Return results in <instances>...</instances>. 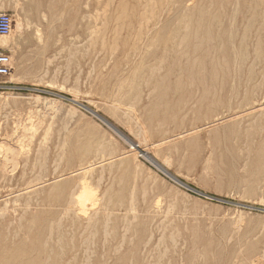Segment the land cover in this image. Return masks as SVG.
I'll return each mask as SVG.
<instances>
[{
  "label": "rangeland",
  "instance_id": "rangeland-1",
  "mask_svg": "<svg viewBox=\"0 0 264 264\" xmlns=\"http://www.w3.org/2000/svg\"><path fill=\"white\" fill-rule=\"evenodd\" d=\"M48 4L54 5L52 12L56 14V18L53 20L50 19L51 11L47 8ZM205 5L206 7H204ZM0 12L11 16L10 36L12 38H8L14 43L13 48L5 49L11 56L10 75L1 78L0 81L20 87L18 90L0 91L1 95H12L10 101L0 104V135L13 133L12 124L17 123L16 133L12 135L13 139L11 140L13 146L17 145V139L23 138L21 127L30 124L27 120L30 117L35 124L39 122L40 125L36 127L33 138L24 141L30 143L31 156L36 154L46 156L43 161L45 166L32 167L31 164L24 180L28 178L27 181L30 182L34 177L39 180L33 182L52 179L58 174L69 173L91 163V161L94 163L109 157V155L115 156L130 150L126 142L112 133L88 110L82 108L80 106L82 104L96 109L99 115L106 117L135 141L133 133L130 132L131 129H135V124L133 121L128 122L134 115L138 117L139 123L145 126L149 141L172 136L174 133L176 135L194 127H204L198 135L191 137L187 142H185L186 140L180 141L182 145L180 153L172 154V161L167 169L169 168L168 171L182 182L199 190V193L205 194L204 196L192 192L174 182L139 153L135 155L136 160L135 158L128 159L123 166L117 164L111 168L98 169L88 178H91L88 181L92 187L95 186L97 189L99 205L97 204L98 206L95 205V207L101 208V212L90 222L91 224L86 222L89 214L93 216L91 213L88 212L87 217L84 216L81 220H76L72 213L61 208L65 207V198L68 191L70 192L69 189L75 186L72 180H68L72 183H69L70 187L66 188L64 194L61 193V199L50 186L31 195L29 214L34 216L33 225L25 223L24 218L21 217L23 210L20 207L15 212L11 210L7 213L8 217L6 214L0 215V264H23V262L28 264V261L31 264L33 260L35 264L47 262L48 264H82L85 261L88 262L89 258V264H166L168 260L170 261L167 264H264V109L236 120L217 123L210 130L206 129L215 119L242 111L252 104L264 102L261 100L264 98V0H240V2L239 0H0ZM150 12L153 16L149 15ZM41 13H44L45 19L42 18ZM179 17L181 18L178 20ZM192 19L193 21H191ZM224 21L226 22L224 23ZM50 22L54 27L59 28L54 32L55 36L52 37L54 42L43 53L41 46L47 40V26ZM67 22H69V29H67ZM166 23L169 27L166 26ZM37 27L39 30L36 29ZM203 28L205 31L202 30ZM206 28H210V34L208 33L211 35L210 40L207 38ZM228 29L233 30V47L231 44L228 45L227 41L225 42ZM170 31L171 38L168 37ZM214 31L220 33L215 35ZM177 35L180 37L179 39H176ZM186 35L188 36L185 37ZM255 35L256 38H254ZM213 37L214 39H212ZM39 39H41L40 42ZM167 41H170L169 44ZM215 41H218L217 45H215ZM241 41L242 43H240ZM223 43L226 44L223 45ZM101 44L103 47L100 46ZM239 44L243 45L240 47ZM210 46H213V49L217 46L221 49L223 46V50H220L221 52L217 48L211 50ZM164 47L166 48L163 52ZM174 49L177 51L174 52ZM217 51L220 53H216ZM168 52L171 54L174 52V54L171 55ZM202 53L205 54V60L203 59V63H201L203 65L194 66L191 58L196 57V60L201 61L198 57ZM209 53L213 55H209ZM217 54L221 56L218 57ZM162 55H165L166 58ZM252 57H255L256 60ZM218 59V62L215 61ZM187 60H190V63ZM252 60L255 67L253 62L251 64ZM208 62L210 66H208ZM215 62L222 64L221 67ZM230 63L231 68L228 71L227 66H230ZM235 68L236 71H239L238 77L234 74ZM210 73L212 74L210 75ZM249 77L252 79L250 80ZM222 84L224 85L222 86ZM218 86L219 88H217ZM37 96L40 99L34 100ZM74 97L80 104L70 101ZM105 100H110V104L115 105V108L108 110L104 105ZM227 101L228 103H226ZM180 112H183L182 115ZM49 122L51 123L49 124ZM158 123L165 124V132L154 133L152 136L150 131ZM223 128H225L224 131ZM47 130L48 132H46ZM44 131L46 135H44ZM22 138L19 140L22 141ZM229 142L231 143L229 144ZM185 144L189 145L187 149H185ZM97 150L98 153H96ZM85 151H89V153L79 159L78 155ZM18 157V163L15 166L9 163L6 174L3 173L0 176L1 196L24 187L23 180H18L23 171L24 160L22 156ZM156 157L161 161L160 156ZM69 161L70 165H68ZM172 172H176V174ZM99 175H101L100 180L98 179ZM113 178L114 180H111ZM104 190H106V195ZM130 191L134 198V203L131 205L128 204ZM100 194L104 195L102 200ZM23 200L25 199L20 198L17 204H22ZM7 205L12 206V202ZM43 205L45 208H42ZM0 206H3L2 202H0ZM156 206L159 208L157 209ZM166 208L168 211L165 212ZM130 210H134V212L129 213ZM108 211L110 216H108ZM164 212L168 215L162 219L165 216ZM237 217L239 218L237 219ZM159 220L162 221L159 223ZM105 221H109V223H105ZM55 222H61L60 226L58 227ZM104 224H107L108 227ZM120 226L122 227L120 228ZM83 227L89 228V230H85ZM124 228L126 230H123ZM158 228L161 230L158 231ZM206 230L207 233L204 234ZM103 231H106L105 236H103ZM223 231L224 238L221 237ZM92 232L94 233L92 234ZM124 234L126 235L124 236ZM241 234L246 238L243 240L244 237L239 238ZM78 235L80 236L78 237ZM160 235L162 236L159 238ZM225 235L227 236L225 237ZM10 236H12V240ZM145 236L148 237L147 242H144L146 241ZM105 237L107 238L105 239ZM121 238L123 242L120 240ZM156 239L159 240L158 243H155ZM36 240L43 241L42 245L45 240L44 247L41 248V244L36 243ZM83 241L85 242L83 243ZM216 241L219 245L216 244ZM98 243L103 246L101 247ZM85 244L88 245L85 246ZM216 245L220 248L219 251L223 247L221 252L218 251ZM143 246H145L144 251ZM231 247H234L235 250ZM44 248L48 250L45 249L44 252L42 250ZM86 248L87 251L90 250L86 253L87 255L84 253ZM39 249L40 251H38ZM112 250L113 252H110ZM148 251V256L151 254L152 257L145 256ZM171 251L177 253L173 255ZM217 251L221 257H218L219 254L216 255ZM27 253L28 257H26ZM261 253H263L262 256ZM101 254L103 258L100 257ZM23 255L26 258H23ZM89 255L91 257L84 260L85 256ZM159 255L160 258L162 257L161 259L158 258ZM43 256H45L44 258L47 256V258L44 259ZM225 257L227 260L224 259ZM9 258L10 260H8ZM87 262L84 264H88Z\"/></svg>",
  "mask_w": 264,
  "mask_h": 264
},
{
  "label": "bare ground",
  "instance_id": "bare-ground-1",
  "mask_svg": "<svg viewBox=\"0 0 264 264\" xmlns=\"http://www.w3.org/2000/svg\"><path fill=\"white\" fill-rule=\"evenodd\" d=\"M56 1H58V0H56ZM152 1V0H151ZM167 1V0H166ZM170 1V0H169ZM192 1H194V0H192ZM217 1V0H216ZM51 2V1H50ZM190 2V1H189ZM239 2H240V0H239ZM59 3V2H58ZM180 3V2H179ZM178 3V4H179ZM193 3V2H192ZM196 3V2H195ZM206 3V2H205ZM217 3V2H216ZM215 3V4H216ZM238 3V2H237ZM241 3H244V2H242L241 1ZM2 4V3H1ZM17 4V3H16ZM19 4V3H18ZM57 5V4H56ZM161 5V4H160ZM188 5H190V4H188ZM187 5V6H188ZM23 6V5H22ZM54 6V5H53ZM52 5H47V8H48V10L49 11H51L50 13V19L51 20H53V19H55L56 17V14L55 13H53L52 12V10L54 9V7H53ZM86 6H87V4H86ZM105 6V5H104ZM149 6V5H148ZM185 6V5H184ZM214 6H216V5H214ZM7 7V6H6ZM96 7V6H95ZM162 7V6H161ZM204 7H206V5L204 6ZM223 7V6H222ZM84 8H86V7H84ZM195 8H196V5H195ZM214 8V7H213ZM35 9V8H34ZM103 9V8H102ZM101 9V10H102ZM105 9V8H104ZM186 9H188V8H186ZM211 9H212V7H211ZM216 9V8H215ZM15 10V9H14ZM154 10V9H153ZM213 10V9H212ZM211 10V11H212ZM17 11V10H16ZM144 11H145V13L147 12L146 10H145V8H144ZM151 11V10H150ZM169 11L171 12V10L169 9ZM189 11V10H188ZM95 12V11H94ZM102 12V11H101ZM143 12V11H142ZM142 12H141V14H142ZM152 12V11H151ZM151 12H150V14L149 15H152L151 14ZM163 12H164V10H163ZM185 11H184V9H183V13H184ZM18 13V12H17ZM99 13V12H98ZM97 13V14H98ZM127 13V12H126ZM153 13V12H152ZM178 13V12H177ZM44 14V13H43ZM42 13H41V15H42V18L43 19H45L43 16ZM182 14V13H181ZM209 14V13H208ZM103 15H105V13H103ZM103 15H102V17H103ZM184 15V14H183ZM183 15H182V18H183ZM187 15V14H186ZM193 15H195L194 14V12H193ZM214 15H215V13H214ZM229 15V14H228ZM16 16H17V14H16ZM123 16V15H122ZM121 16V17H122ZM142 16H143V14H142ZM153 16V15H152ZM210 16V15H209ZM217 16V15H216ZM11 17V16H10ZM82 17V16H81ZM195 17H196V15H195ZM208 17V16H207ZM207 17H206V20H207ZM104 18V17H103ZM170 18V17H169ZM172 18V17H171ZM181 17H179L178 18V20L180 19ZM194 18V17H193ZM213 18H214V16H213ZM228 18V17H227ZM234 18V17H233ZM125 19V18H124ZM142 19V18H141ZM208 19H210V18H208ZM226 19V18H225ZM160 20V19H159ZM166 20V19H165ZM171 20V19H170ZM170 20H169V22H170ZM186 20V19H185ZM188 20V19H187ZM190 20V19H189ZM188 20V21H189ZM143 21V20H142ZM149 21V20H148ZM164 21V20H163ZM163 21H161V22H163ZM188 21H186L187 23H188ZM191 21H193V19L191 20ZM210 21V20H209ZM227 21V20H226ZM226 21H224V23L226 22ZM234 21H235V19H234ZM263 21V20H262ZM96 22V21H95ZM94 22V23H95ZM177 22V21H176ZM228 22V21H227ZM233 22V21H232ZM102 23V22H101ZM118 23V22H117ZM193 23V22H192ZM206 23H207V21H206ZM206 23H204V24H206ZM223 23V24H224ZM68 24H69V22H67V29H69V27L70 26H68ZM167 24V23H166ZM165 24V25H166ZM190 24V23H189ZM33 25V24H32ZM164 25V26H165ZM34 26V25H33ZM166 26H168V24L166 25ZM176 26V25H175ZM185 26V25H184ZM203 26V25H202ZM211 27H212V24L210 25ZM223 26V25H222ZM26 27H28L27 25H26ZM25 27V28H26ZM169 27V26H168ZM195 27V26H194ZM205 27V26H204ZM210 27V28H211ZM216 27V26H215ZM223 27H225V26H223ZM57 28H59V27H54V25L50 22L49 24H48V26H47V40H46V42H45V44L44 45H42L41 47H42V49H41V52H43L44 53V51L49 47V45H51V43H53L54 41L52 40V37L53 36H55V33L54 32H56V30H57ZM207 28H208V26H207ZM206 28V34L208 35V40H210L211 39V35H209L210 33V31H209V29H207ZM218 28V27H217ZM28 29V28H27ZM36 29H38L39 30V28L37 27ZM168 29V28H167ZM212 30H213V27L211 28ZM238 29V28H237ZM259 29V28H258ZM37 30V31H38ZM92 30V29H91ZM171 30V29H170ZM177 30V29H176ZM185 30V29H184ZM202 30H204L205 31V29L203 28ZM229 30V32H226V40H225V42L227 41L228 42V45L229 44H231L232 45V47H233V36H232V32H233V30L232 29H228ZM260 30V29H259ZM147 31V30H146ZM180 31V30H179ZM262 31H263V28H262ZM39 32V31H38ZM93 32V31H92ZM161 32H162V30H161ZM165 32V31H164ZM215 32V35H217V34H219V33H216L217 31H214ZM264 32V31H263ZM32 33V32H31ZM36 33V32H35ZM170 33H171V31H170ZM169 33V36L168 37H170V35H172V33L170 34ZM178 33V32H177ZM180 33H182V32H180ZM191 33H192V31H191ZM195 33V32H194ZM201 33H202V31H201ZM209 33V34H208ZM237 33V32H236ZM183 34V33H182ZM181 34V35H182ZM203 34H205V33H203ZM203 34H202V36H203ZM244 34V33H243ZM39 35H40V33H39ZM92 35H94L93 33H92ZM192 35V34H191ZM237 35V34H236ZM41 36V35H40ZM188 35H186L185 37H187ZM194 36H195V34H194ZM201 36V38H203ZM8 37H11L10 36V33L8 34V35H4V36H0V49H2V50H5V49H8V48H13V46H14V43L11 41V40H9V38ZM37 37V36H36ZM75 37V36H74ZM242 37V36H241ZM263 37V36H262ZM12 38V37H11ZM38 38H40V37H38ZM38 38H37V40H38ZM45 38V37H44ZM77 38V37H76ZM89 38V37H88ZM91 38V37H90ZM96 38V37H95ZM104 38V37H103ZM171 38V37H170ZM179 39L180 37H178V35H177V37H176V39ZM244 38V37H243ZM254 38H256V35H255V37ZM65 39V38H64ZM176 39H175V41H176ZM183 39V38H182ZM199 40H201L200 38H198ZM212 39H214V37L212 38ZM221 39V38H220ZM219 39V40H220ZM259 39V38H258ZM40 40L41 39H39V42H40ZM204 40V39H203ZM215 40H216V38H215ZM218 40V41H219ZM103 41V40H102ZM101 41V42H102ZM112 41V40H111ZM110 41V42H111ZM175 41H174V43H175ZM184 42H185V40H183ZM194 41H196V40H194ZM194 41H192V42H194ZM217 41V42H218ZM223 41V40H222ZM242 41H245V40H242ZM242 41L240 42V43H242ZM84 42V41H83ZM157 42V41H156ZM168 42H170V41H167V43ZM184 42H183V44H184ZM198 42H200V41H198ZM197 42V43H198ZM202 42V41H201ZM216 42V41H215ZM217 42L215 43V45H217ZM178 43V42H177ZM191 43V42H190ZM197 43H195V44H197ZM203 43H204V41H203ZM244 43V42H243ZM263 43V42H262ZM169 44V43H168ZM193 44V43H192ZM226 44V43H225ZM224 43H223V45H225ZM210 45H211V43H210ZM215 45H214V47H215ZM241 45H243V44H241ZM241 45L239 44V46L241 47ZM263 45V44H262ZM262 45H261V47H262ZM100 46H102L103 47V44H101ZM219 46V45H218ZM218 46L216 47L217 48V50L219 49L218 48ZM136 48H138L137 46H135ZM171 47V46H170ZM195 47V46H194ZM213 47V46H212ZM211 46H210V49L212 50L213 48H212ZM239 47V48H240ZM244 47V46H243ZM246 47H248V46H246ZM165 48L166 47H164V49H163V52H164V50H165ZM172 48H173V46H172ZM171 48V49H172ZM216 48H214V49H216ZM239 48H238V50H239ZM263 48V47H262ZM170 49V50H171ZM213 49V50H214ZM228 49V48H227ZM243 49V48H242ZM244 49H246L247 50V48H244ZM255 49V48H254ZM253 49V50H254ZM16 50V49H15ZM14 50V51H15ZM62 50H63V48H62ZM61 50V51H62ZM87 50V49H86ZM176 49H174V52H176L175 51ZM201 50V49H200ZM220 50H223V46L221 47V49H219V51ZM263 50V49H262ZM59 51V50H58ZM114 51V50H113ZM117 51V50H116ZM115 51V52H116ZM173 51V50H172ZM228 51V50H227ZM240 51V50H239ZM238 51V52H239ZM243 51V50H242ZM245 51V50H244ZM169 52H171V51H169ZM168 52V53H169ZM174 52L172 53V54H174ZM189 52V51H188ZM221 52V51H220ZM220 52H216V53H220ZM223 52V51H222ZM257 52H258V50H257ZM17 53V52H16ZM167 53V54H168ZM216 53H215V55H216ZM246 53V52H245ZM256 53V52H255ZM167 54H166V56H167ZM169 54H171V53H169ZM171 54V55H172ZM225 54H226V52H225ZM228 54H229V51H228ZM240 54V53H239ZM257 54V53H256ZM255 54V55H256ZM111 55V54H110ZM197 55V54H196ZM209 55H213V54H210L209 53ZM218 55V54H217ZM237 55V54H236ZM236 55H235V57H236ZM247 55V54H246ZM42 56H44V55H42ZM112 56V55H111ZM110 56V57H111ZM182 56V55H181ZM190 56H191V54H190ZM221 55L219 54L218 55V57H220ZM107 57V56H106ZM125 57V56H124ZM162 57H165V55H162ZM186 57V56H185ZM184 57V58H185ZM210 57V56H209ZM213 57V56H212ZM234 57V58H235ZM239 57H241V56H239ZM238 57V58H239ZM244 57H246V56H244ZM256 57V56H255ZM255 57L253 58V59H255ZM112 58V57H111ZM166 58V57H165ZM201 61H198V60H196L197 58L196 57H194V58H191L192 59V64L195 66V65H200L201 63H203V59L205 58V54L204 53H202V55H200L199 57H198ZM231 58H232V55H231ZM258 58H259V55H258ZM170 59V58H169ZM217 59V58H216ZM228 59V58H227ZM226 59V60H227ZM230 59V58H229ZM48 60V59H47ZM205 60V59H204ZM208 60H209V58H208ZM240 59H238V61H239ZM245 60H246V58H245ZM256 60V59H255ZM168 61V60H167ZM188 61V60H187ZM215 61H219V59L218 60H215ZM228 61H230V60H228ZM235 61V60H234ZM257 61H258V59H257ZM134 62V61H133ZM154 62V61H153ZM170 62H172L171 61V59H170ZM232 62V61H231ZM240 62H241V60H240ZM252 62H253V60L251 61V64H252ZM188 63H190V60L188 61ZM106 64H107V62H106ZM215 64H219V63H216L215 62ZM234 64V63H233ZM237 64H238V62H237ZM244 64V63H243ZM253 64H254V62H253ZM257 64V63H256ZM203 64H201L200 66H202ZM220 65V67H221V65L222 64H219ZM258 65H259V63H258ZM85 66V65H84ZM92 66V65H91ZM208 66H210L209 65V62H208ZM215 66H217V65H215ZM224 66V65H223ZM257 66V65H256ZM219 67V68H220ZM233 67V66H232ZM238 67V66H237ZM254 67H255V64H254ZM211 68V67H210ZM217 68V67H216ZM227 68H228V71H229V68H231V63H230V66L228 65L227 66ZM239 68H240V66H239ZM243 68V66L241 67V69ZM18 69V67L15 69V72H16V70ZM92 69V68H91ZM103 69V68H102ZM198 69V68H197ZM223 69V68H222ZM221 69V70H222ZM225 69V68H224ZM238 69V68H237ZM252 69V68H251ZM180 70V69H179ZM193 70H195V69H193ZM193 70H192V72H193ZM209 70V69H208ZM216 70V69H215ZM239 70V69H238ZM247 70V69H246ZM250 70V69H249ZM110 71V70H109ZM217 71V70H216ZM226 71V70H225ZM251 71V70H250ZM136 72H137V70H136ZM136 72H135V77H136ZM209 72V71H208ZM218 72V71H217ZM219 72H220V70H219ZM232 72V71H231ZM246 72H249V71H246ZM251 72H253V71H251ZM178 73V72H177ZM223 73V72H222ZM16 74V73H15ZM48 74V73H47ZM179 74V73H178ZM212 73H210V75H211ZM228 74V73H227ZM234 74H236L235 76H237L238 74H239V71H236V68L234 69ZM253 74V73H252ZM259 74H261V73H259ZM177 75V74H176ZM221 75V74H220ZM224 75V74H223ZM223 75H222V77H223ZM251 75V74H250ZM27 76V75H26ZM59 76V75H58ZM196 76V75H195ZM194 76V77H195ZM218 76V75H217ZM235 76H234V78H235ZM246 76H248V75H246ZM20 77V76H19ZM193 77V78H194ZM238 77V76H237ZM256 77V76H255ZM261 77V76H260ZM16 78V77H15ZM188 78H190L189 76H188ZM210 78H211V76H210ZM226 78H227V76H226ZM247 78V77H246ZM252 78H253V76H252ZM252 78H250L249 77V79L251 80ZM257 79H259L258 77H256ZM263 78V77H262ZM49 79V78H48ZM132 79V78H131ZM195 79V78H194ZM230 79V78H229ZM197 80H198V78H197ZM206 80V79H205ZM234 80V79H233ZM246 80V79H245ZM244 80V81H245ZM211 81V80H210ZM214 81V80H213ZM228 81V80H227ZM255 81H256V79H255ZM258 81V80H257ZM206 82V81H205ZM217 82V81H216ZM220 82V81H219ZM218 82V83H219ZM224 82V81H223ZM234 82H236V81H234ZM212 83V82H211ZM210 83V84H211ZM228 83V82H227ZM244 83V82H243ZM247 83H248V81H247ZM83 84V83H82ZM217 84V83H216ZM220 84V83H219ZM225 84V83H224ZM224 84H222V86L224 85ZM239 84V83H238ZM255 84V83H254ZM253 84V85H254ZM49 86H50V84H48ZM212 85H215V84H212ZM226 85V84H225ZM206 86V85H205ZM220 86V85H219ZM219 86L217 87V88H219ZM227 86V85H226ZM248 86V85H247ZM150 87H151V85H150ZM215 87V86H214ZM238 87V86H237ZM224 88H226V87H224ZM230 88V87H229ZM254 88V87H253ZM221 90L223 89L222 87L220 88ZM231 89V88H230ZM228 90V89H227ZM253 90V89H252ZM214 91H215V89H214ZM84 92V91H83ZM195 92H196V89H195ZM194 92V93H195ZM221 92V91H220ZM231 92V91H230ZM216 93V92H215ZM232 93V92H231ZM231 93H229V94H231ZM260 93V92H259ZM79 94V93H78ZM86 94V93H85ZM176 94V93H175ZM174 94V95H175ZM222 94V93H221ZM224 94V93H223ZM222 94V95H223ZM225 94H227V93H225ZM255 94V93H254ZM148 95V94H147ZM146 95V96H147ZM195 95V94H194ZM197 95V94H196ZM11 96L12 95H6V96H4V95H1L0 94V104L1 103H3V102H8V101H10L11 99ZM145 96V97H146ZM192 96H193V94H192ZM191 96V97H192ZM227 96H231V95H227ZM263 96V95H262ZM30 97V96H29ZM174 97V96H173ZM213 97H215V96H213ZM217 97H218V95H217ZM220 97V96H219ZM225 97V96H224ZM232 98V97H231ZM39 100L40 98L37 96V97H35L34 98V100ZM148 99V98H147ZM173 99V98H172ZM212 99V98H211ZM236 99V98H235ZM70 100V99H69ZM193 100V99H192ZM228 101H230L229 99H227ZM261 100H264V98L263 99H261ZM52 101V100H51ZM70 101H74V102H76V103H78V104H80L78 101H77V99L74 97L72 100H70ZM214 101V100H213ZM212 101V102H213ZM228 101L226 102V103H228ZM32 102V101H31ZM46 102H48V103H51V102H49V101H46ZM86 102V101H85ZM192 102H194V101H192ZM192 102H189V103H192ZM216 102V101H215ZM223 102V101H222ZM44 103V102H43ZM104 105L107 107V109L108 110H111L112 108H115L114 106L115 105H111L110 104V100H105L104 101ZM194 104V103H193ZM192 104V105H193ZM213 104H215L214 102H213ZM251 104V103H250ZM49 105V104H48ZM87 105V104H86ZM216 105V104H215ZM214 105V106H215ZM230 105V104H229ZM229 105H227V106H229ZM238 106H239V103L237 104ZM249 105V104H248ZM47 106V105H46ZM50 106V105H49ZM80 106H82V108L84 107L86 110H88V112H90V114H92L93 116H95L96 118H98L102 123H104L111 131H112V133H114L116 136H118L120 139H122L124 142H126L128 145H129V147H130V150H128L127 152H123V153H119V154H117V155H115V156H110L109 154V157H107V158H102V159H100V161H97V162H94V163H92V161H91V163H89V164H87V165H84V166H81V167H79L78 169L76 168V170H73L74 168H73V166H72V170L73 171H71V172H69V173H63V174H61V175H59L58 174V176L57 177H54V178H52V179H47V180H44V181H39V182H33V181H37V180H39V179H37L36 177H34L33 178V181H30L29 182V180L27 181V179L26 180H24V178H25V175H26V173L28 172V168H30V165L32 164V167H35V166H38V165H40V166H45V163L43 162V161H45V155H41V156H38L37 154L36 155H34V156H31L30 154H31V146H30V143L29 142H25L24 140H26V139H32L33 138V136H34V134H35V132H36V127L37 126H39L40 124H39V122H37L36 124H35V122H34V120L32 119V118H30V117H28V122L30 123V124H28V125H26V126H22L21 128H22V132H23V138H22V141L21 140H19V139H21V138H19V139H17V145H12L11 144V140L13 139V137H12V135H14L15 133H16V129H17V126H18V124L17 123H13L12 124V130L14 131L13 133L11 132V134L10 133H6L5 135H0V176H1V174H6V172H7V170H8V167H9V163L11 164L12 163V165L13 166H15V164L16 163H18L17 162V160H18V156H22L23 157V160H24V167H23V171H22V173H21V175H20V177H19V179L18 180H23V185H24V187H20V189H18V190H16V191H14V192H10V193H8V194H6V195H4V196H1L0 195V202H2V205L3 206H0V215L1 216H3V215H5L6 214V216L8 217V215H7V213H9L11 210L13 211V212H15V211H17V209L20 207L23 211V213H22V215H21V217L22 218H24V221H25V223L26 224H28V225H33V223H34V216L33 215H30L29 214V210H30V208H31V203H30V197H31V195L32 194H36V192H38L40 189H42V188H44V187H47V186H50L51 187V189H52V187H53V190L55 191V194H57V196L60 198V196H61V193H63L65 190H66V188L68 189L70 186V184L69 183H72V182H68V180H72L73 182H74V184H75V186L72 188V189H69L70 190V192L68 191V195L66 196V200H65V202H66V204H65V207H61V208H64V210L65 211H68V212H70V213H72V215H74V218L76 219V220H81L84 216H86L87 217V215L86 214H88V212L89 213H91V215H93V216H90V214H89V216L87 217V219H86V222L88 223L89 222V224H91L90 222L96 217V215L97 214H99L100 212H101V208H99V207H95V205H97L99 202V198H97V192H96V190L97 189H95V186H93L92 187V185L90 184V181H88V180H90V179H88L96 170H98V169H103V168H111L113 165H119V166H123V165H125V163L127 162V160L128 159H134L136 156L135 155H138L139 153L141 154V155H143L145 158H147L150 162H151V164H154L155 166H156V168L157 169H159V170H161L165 175H167V176H169L174 182H176V183H178L179 185H181V186H183L184 188H187L188 190H190V191H192V192H199V190H196V189H194V188H192L191 186H189L187 183H184V182H182L181 180H179L176 176H174V175H172L171 173H170V171H168V169H167V167H168V165L170 164V162L172 161V154H177V153H180V149H181V147H182V145L180 144L181 142V140L182 141H184V140H186L185 142H187L188 140H190L191 139V137H195V135H198L199 134V132L200 131H202V129L204 128V127H194V128H192V129H190V130H187V131H184V132H182L181 131V133H179V134H176L175 135V133H174V135H172V136H166V137H163V138H161V139H158V140H154V141H149L148 139H147V137H148V135H146L147 134V132H146V130H145V126L143 125V124H141V123H139V121H138V117L136 116V115H134V117L133 118H130L129 120H128V122H132L133 121V123L135 124L134 125V128L135 129H131L130 130V132H132L133 133V135H134V137H135V139H136V141L134 140V139H132L129 135H127L126 133H124L123 131H121L116 125H114L111 121H109L106 117H104V116H102V115H99V113H98V111H96V109H93V108H91V107H88V106H85V105H82V104H80ZM92 106V105H91ZM188 106H189V104H188ZM191 106V105H190ZM225 106H226V104H225ZM224 106V107H225ZM58 107V106H57ZM103 107V106H102ZM219 107V106H218ZM235 107V106H234ZM233 107V108H234ZM240 107H241V105H240ZM239 107V108H240ZM245 107V106H244ZM216 108H217V106H216ZM226 108V107H225ZM238 108V109H239ZM103 109V108H102ZM101 109V110H102ZM215 109V108H214ZM237 109V108H236ZM237 109V110H238ZM244 109V108H243ZM264 109V102H260V103H258V104H252L251 106H248V108H245L244 110H242V111H239V112H235V113H230V114H226V115H224V116H222V117H220V118H218V119H215L213 122H211L210 123V125H206L207 127H206V129L207 130H210V128H212V126L213 125H215V124H217V123H220V122H229V121H231V120H236L237 118H239V117H242V116H244V115H249V114H252V113H254V112H257V111H261V110H263ZM53 110H55V109H53ZM219 110V109H218ZM72 111V110H71ZM235 111V110H234ZM56 112V111H55ZM58 113V112H57ZM102 113V112H101ZM106 113V112H105ZM105 113H104V115H105ZM182 113L183 112H180V115H182ZM33 114V113H32ZM56 114V113H55ZM185 114V113H184ZM190 114V113H189ZM192 114H193V112H192ZM39 115V114H38ZM59 115H61V114H59ZM124 115V114H123ZM263 115V114H262ZM41 116V115H40ZM107 116H108V114H107ZM52 117H53V115H52ZM70 117V116H69ZM130 117V116H129ZM247 117V116H246ZM192 118V117H191ZM38 119V118H37ZM180 119V118H179ZM26 120V121H27ZM127 120V119H126ZM125 120V121H126ZM247 120V119H246ZM245 120V121H246ZM2 121V120H1ZM6 121V120H5ZM116 122H118V121H116ZM51 122H49V124H50ZM115 123V122H114ZM127 123V122H126ZM180 123V122H179ZM246 123H247V121H246ZM48 124V125H49ZM116 124V123H115ZM118 124H120L119 122H118ZM132 124V123H131ZM23 125V124H22ZM133 125V124H132ZM195 125V124H194ZM261 125V124H260ZM90 126V125H89ZM122 126V125H121ZM164 126H165V124H162V123H158V124H156V126L154 127V129L152 130V131H150L151 132V134H152V136H153V134L154 133H164L165 132V128H164ZM189 126H190V124H189ZM220 126V125H219ZM222 126H223V124H222ZM240 126V125H239ZM59 127V126H58ZM66 127V126H65ZM173 127V126H172ZM124 128H125V126H124ZM50 129V128H49ZM66 129V128H65ZM126 129V128H125ZM148 129V128H147ZM231 129V128H230ZM241 129V128H240ZM76 130V129H75ZM129 130V129H128ZM127 130V131H128ZM150 130V129H149ZM176 130V129H175ZM180 130V129H179ZM205 130V129H204ZM225 130V128H223V131ZM66 131V130H65ZM125 131V130H124ZM177 131V130H176ZM46 132H48V130L46 131ZM171 132V131H170ZM44 133H45V131H44ZM177 133V132H176ZM224 134H225V132H223ZM101 134V133H100ZM44 135H46V133L44 134ZM99 135V134H98ZM105 135H107V134H105ZM171 135V134H170ZM72 136V135H71ZM257 136V135H256ZM32 137V138H31ZM44 137H46V136H44ZM43 137V138H44ZM225 137V136H224ZM42 138V137H41ZM65 139V138H64ZM111 139V138H110ZM205 139V138H204ZM44 140V139H43ZM45 141V140H44ZM64 141V140H63ZM224 141V140H223ZM40 142V141H39ZM65 142V141H64ZM106 142V141H105ZM108 142V141H107ZM90 143V142H89ZM231 142H229V144H230ZM39 144V143H38ZM38 144H37V146H38ZM64 144V143H63ZM189 144V143H188ZM188 144H185V149H187V146H189ZM227 144V143H226ZM45 146V145H44ZM62 146V145H61ZM117 146V145H116ZM227 147V146H226ZM40 148V147H39ZM37 149V148H36ZM112 149V148H111ZM111 149H109V150H111ZM127 149V148H126ZM68 150V149H67ZM76 150V149H75ZM234 150V149H233ZM37 151V150H36ZM62 152V151H61ZM99 151L97 150L96 151V153H98ZM102 153H103V150L101 151ZM101 152H100V155H101ZM89 153V151H85L84 153H80L79 155H78V158L79 159H82V157L83 156H85L86 154H88ZM182 153H185V152H182ZM47 154V153H46ZM64 154V153H63ZM71 154V153H70ZM103 155V154H102ZM140 155V156H141ZM160 156V160L161 161H159V159H157V157L156 156ZM62 156V155H61ZM72 157V156H71ZM101 157H103V156H101ZM180 157V156H179ZM178 157V158H179ZM94 158V157H93ZM63 159V157L61 158V160ZM97 159V158H96ZM135 160H136V158H135ZM180 160V159H179ZM198 160V159H197ZM59 161H60V158H59ZM137 161H138V159H137ZM209 162V161H208ZM183 163V162H182ZM42 164V165H41ZM56 164V163H55ZM75 164V163H74ZM73 164V165H74ZM190 164V163H189ZM68 165H70V161H69V164ZM185 165V164H184ZM191 165H193V164H191ZM22 166V165H21ZM217 166H218V164H217ZM247 166V165H246ZM17 167V166H16ZM56 168V167H55ZM118 168V167H117ZM136 168V167H135ZM17 169V168H16ZM51 169V168H50ZM147 169V168H146ZM176 169V168H175ZM10 170H11V168H10ZM55 170V169H54ZM119 170V169H118ZM21 171V170H20ZM39 171V170H38ZM103 171V170H102ZM223 172V171H222ZM19 173V174H20ZM32 173V172H31ZM55 173V172H54ZM127 173V172H126ZM173 173V172H172ZM36 174V173H35ZM34 174V175H35ZM115 174V173H114ZM173 174H176V172H174ZM38 175V174H37ZM102 175V174H101ZM101 175H99V180H100V177H101ZM180 175V174H179ZM19 176V175H18ZM109 176V175H108ZM107 176V177H108ZM113 176V175H112ZM32 178V177H31ZM102 179V178H101ZM108 179V178H107ZM99 180H98V183H99ZM111 180H114V178L113 179H111ZM14 181V180H13ZM17 182V181H16ZM145 182V181H144ZM9 183H10V181H9ZM105 183V182H104ZM135 183V182H134ZM136 184V183H135ZM152 184V183H151ZM110 186L112 185V184H109ZM138 185V184H137ZM139 186V185H138ZM225 186V185H224ZM96 187H99V186H97L96 185ZM107 187V186H106ZM163 188V187H162ZM106 189V188H105ZM107 189H108V187H107ZM161 189V188H160ZM10 190V189H9ZM169 190V189H168ZM13 191V190H12ZM105 191L106 190H104L103 192L105 193ZM9 192V191H8ZM131 192V191H130ZM143 192V191H142ZM150 192V191H149ZM112 193V192H111ZM122 193H124V192H122ZM151 193V192H150ZM201 193V192H200ZM64 194V193H63ZM103 194V193H102ZM201 194H203L204 196H205V194L204 193H201ZM42 195V194H41ZM101 195V194H100ZM105 195H106V193H105ZM141 195V194H140ZM152 195V194H151ZM150 195V196H151ZM63 196V195H62ZM102 196V198H100L101 200L103 199V196L104 195H101ZM57 197V198H58ZM207 197H208V195H207ZM20 198H24L25 200H23V203L22 204H17L18 202V200L20 199ZM151 198V197H150ZM61 199V198H60ZM139 199V198H138ZM149 199V198H148ZM159 199V198H158ZM58 200V199H57ZM100 200V201H101ZM151 200V199H150ZM158 201V200H157ZM156 201V202H157ZM9 202H12V206H8L7 205V203H9ZM59 202V201H58ZM108 202V201H107ZM132 203H134V198H133V194H132V192L130 193V199H129V201H128V204H132ZM158 203V202H157ZM44 204V203H43ZM60 204H62V203H60ZM144 204V203H143ZM159 204H162V203H159ZM158 204V205H159ZM235 204V203H234ZM35 205V204H34ZM45 205V204H44ZM44 205H43V207L42 208H45L44 207ZM99 205V204H98ZM97 205V206H98ZM108 205V204H107ZM157 205V206H158ZM41 206H42V204H41ZM45 206H48V205H45ZM154 206H155V204H154ZM156 206V207H157ZM160 206V205H159ZM101 207V206H100ZM103 207V206H102ZM130 207V206H129ZM131 207H133V206H131ZM130 207V208H131ZM46 208H49V207H46ZM59 208V207H58ZM99 208V209H98ZM145 208V207H144ZM159 207H157V209H158ZM103 209V208H102ZM170 209H171V207H170ZM173 209V208H172ZM105 210H106V207H105ZM154 210H155V207H154ZM264 210V209H263ZM104 211V210H103ZM114 211H115V209H114ZM125 211V210H124ZM166 211H168V209L166 208V210H165V212ZM104 212H106V211H104ZM109 212V211H108ZM118 212H119V210H118ZM127 212V211H126ZM131 212H134V210H130V212L129 213H131ZM165 212H164V215L165 216H163L164 218H162V219H165V217H166V215H168V214H165ZM63 213V212H62ZM67 213V212H66ZM121 213H124V212H121ZM144 213V212H143ZM21 214V213H20ZM46 214V213H45ZM140 214V213H139ZM142 214V213H141ZM155 214V213H154ZM177 214V213H176ZM175 214V215H176ZM183 214V213H182ZM182 214L180 215V216H182ZM50 215V214H49ZM187 215V214H186ZM189 215V214H188ZM187 215V216H188ZM48 216V215H47ZM52 216V215H51ZM106 216V215H105ZM108 216H110V212L108 213ZM177 216V215H176ZM184 216V215H183ZM237 216H238V214H237ZM240 216V215H239ZM20 217V218H21ZM60 217V216H59ZM108 218V217H107ZM239 217H237V219H238ZM18 219V218H17ZM44 219H45V221H46V218H45V215H44ZM124 219H125V217H124ZM133 219V218H132ZM50 220V219H49ZM60 220V219H59ZM107 220V219H106ZM18 222H19V220H17ZM44 221V220H43ZM47 221H48V218H47ZM125 221V220H124ZM131 221V220H130ZM134 221V220H133ZM162 221V220H161ZM160 220H159V223L161 222ZM234 221V220H233ZM238 221V220H237ZM239 221H241L240 219H239ZM41 222H42V219H41ZM57 222V221H56ZM55 222V223H56ZM107 221H105V223H106ZM158 222V221H157ZM156 222V223H157ZM172 222V221H171ZM47 223V222H46ZM46 223H45V225H46ZM49 223V222H48ZM61 223V222H60ZM60 223L58 222V223H56V224H58L57 226L59 227L60 226ZM86 223V224H87ZM107 223H109V221L107 222ZM120 223V222H119ZM124 223V222H123ZM130 223V222H129ZM129 223H128V225H129ZM41 224H43V223H41ZM41 224H40V226H41ZM52 224V223H51ZM50 224V225H51ZM67 224V223H66ZM66 224H65V226H66ZM9 225V224H8ZM7 225V226H8ZM94 225V224H93ZM106 225V227H108L107 226V224H104V226ZM140 225V224H139ZM151 225V224H150ZM19 226H21V225H19ZM63 226V225H62ZM87 226L89 227V225L87 224ZM86 226V227H87ZM141 226V225H140ZM155 226V225H154ZM67 227V226H66ZM69 227V226H68ZM72 227V226H71ZM92 227V226H91ZM122 226H120V228H121ZM150 227V226H149ZM160 227H161V225H160ZM47 228V227H46ZM49 229H50V227H48ZM84 228V227H83ZM103 228H105V227H103ZM153 228H155V227H153ZM7 229H8V227H7ZM16 229V228H15ZM85 230H89V228H84ZM83 229V230H84ZM165 229V228H164ZM206 229V228H205ZM204 229V230H205ZM58 230V229H57ZM82 230V231H83ZM91 230V229H90ZM107 230V229H106ZM121 230V229H120ZM119 230V231H120ZM123 230H126L125 228L123 229ZM123 230H121V231H123ZM138 230H140V229H138ZM155 230V229H154ZM159 230H161V229H159L158 228V231ZM162 230H163V228H162ZM39 231V230H38ZM38 231H37V233H38ZM77 231V230H76ZM111 231V230H110ZM118 231V230H117ZM15 232V231H14ZM49 231H47V233H48ZM59 232V231H58ZM104 232V231H103ZM155 232V231H154ZM162 232V231H161ZM160 232V234H162ZM226 232V231H225ZM42 233V232H41ZM43 233H44V231H43ZM52 233V232H51ZM67 233V232H66ZM87 233H88V231H87ZM90 233H91V231H90ZM90 233H89V236H90ZM94 232H92V234H93ZM121 233V232H120ZM127 233V232H126ZM205 233H207V230H206V232L204 231V234ZM15 234V233H14ZM39 234V233H38ZM37 234V235H38ZM45 234V233H44ZM49 234V233H48ZM72 234V233H71ZM80 234V233H79ZM105 234H106V231L103 233V236H105ZM117 234H118V236H120V234H119V232H117ZM154 234V233H153ZM153 234H151V235H153ZM221 234V233H220ZM223 234H224V231H223V233H222V236L221 237H223ZM81 235V234H80ZM80 235H78V237L80 236ZM85 235H86V231H85ZM126 234H124V236H125ZM12 236H13V233H12ZM12 236H10L11 237V240H12ZM68 236V235H67ZM70 236V235H69ZM88 236V235H87ZM93 236V235H92ZM91 236V238L93 239V237ZM128 236V235H127ZM162 235H160L159 236V238L161 237ZM170 236V235H169ZM220 236V235H219ZM227 235H225V237H226ZM36 237V236H35ZM57 237V236H56ZM86 237V236H85ZM84 237V238H85ZM107 237H108V234H107ZM107 237H105V239L107 238ZM155 237V236H154ZM156 237H157V235H156ZM155 237V238H156ZM171 237V236H170ZM206 237H207V235H206ZM206 237H204V238H206ZM241 237H244V236H242V234H241V236H239V238H241ZM15 238H17V237H15ZM45 238H46V236H45ZM47 238H49V236H47ZM73 238V237H72ZM72 238H70V239H72ZM89 238V237H88ZM104 238V237H103ZM130 238V237H129ZM148 238V237H147ZM146 238V236H145V240L146 241H144V242H147L148 241V239ZM163 238V237H162ZM218 238H220V237H218ZM224 238V237H223ZM246 237H244V238H242V240L243 239H245ZM6 239V238H5ZM81 239H83V238H81ZM86 239V238H85ZM105 239H103V240H105ZM151 239V238H150ZM154 239V238H153ZM158 239V238H157ZM156 239V240H157ZM171 239V238H170ZM213 240H214V237L212 238ZM46 240V239H45ZM44 240V244H45V241ZM51 240V239H50ZM73 240V239H72ZM86 240H88V239H86ZM101 240V239H100ZM99 240V241H100ZM102 240V241H103ZM121 241H122V238L120 239ZM120 240H118V241H120ZM242 240L240 239V241L242 242ZM37 241V240H36ZM61 241V240H60ZM79 241H80V238H79ZM111 241V240H110ZM137 241V240H136ZM138 241H140V239H138ZM150 241V240H149ZM158 241L159 240H157V242H155V243H158ZM171 241V240H170ZM12 242V241H11ZM40 243L41 244V242H43V241H41L40 242V240L39 241H37L36 243ZM85 241H83V243H84ZM90 242V241H89ZM105 242V241H104ZM123 242V241H122ZM142 242V241H141ZM140 242V243H141ZM173 242V241H172ZM172 242H170V243H172ZM70 243L72 244V241H70ZM82 243V242H81ZM81 243H80V246H81ZM82 243V244H83ZM92 243V242H91ZM101 243V242H100ZM110 243V242H109ZM118 243V242H117ZM131 243V242H130ZM160 243H161V241H160ZM170 243H168V244H170ZM179 243V242H178ZM215 243V242H214ZM232 243V242H231ZM237 243H238V241H237ZM240 243V242H239ZM43 244V245H44ZM48 244V243H47ZM47 244H46V246H47ZM59 244V243H58ZM89 244V243H88ZM88 244H85V246L86 245H88ZM96 244V243H95ZM99 244V243H98ZM103 244V243H102ZM123 244V243H122ZM189 244V243H188ZM216 244H218L217 243V241H216ZM10 245H12V244H10ZM42 244L40 245V247L41 248H43L44 246H43ZM84 245V244H83ZM100 245V244H99ZM119 245H120V243H119ZM118 245V246H119ZM129 245V244H128ZM142 245H144L143 243H142ZM142 245H141V247H142ZM145 245H147V244H145ZM183 245V244H182ZM215 245V244H214ZM219 245V244H218ZM221 245V244H220ZM228 245H230V244H228ZM43 246V247H42ZM45 246V247H46ZM72 246H73V244H72ZM92 246V245H91ZM90 246V247H91ZM95 246V245H94ZM101 246V245H100ZM103 246V245H102ZM101 246V247H102ZM109 246V245H108ZM130 246V245H129ZM158 246V245H157ZM161 246V245H160ZM173 246H174V244H173ZM175 246H176V243H175ZM217 246V245H216ZM216 246H214V247H216ZM223 246V245H222ZM236 246V245H235ZM234 246V247H235ZM78 247V246H77ZM120 247V246H119ZM140 247V248H141ZM144 247L145 246H143V251H144ZM153 247H155L154 245H153ZM153 247H151V248H153ZM218 247V246H217ZM228 247V246H227ZM234 247H231V248H233L234 249ZM239 247V246H238ZM40 248V249H41ZM60 248V247H59ZM79 248H82V247H79ZM85 248V247H84ZM88 248H89V246H88ZM93 248V247H92ZM114 248V247H113ZM128 248V247H127ZM147 248V247H146ZM158 248V247H157ZM161 248V247H160ZM223 248V247H222ZM222 248H221V251H222ZM229 248V247H228ZM261 248V247H260ZM33 249H35V248H33ZM40 249L38 250V251H40ZM46 248H44V249H42V250H44V252L46 251V250H48V249H50V247H48V249H46ZM72 249V248H71ZM83 249V248H82ZM159 249V248H158ZM173 249V248H172ZM215 249V248H214ZM219 247H218V251H219ZM240 249V248H239ZM41 250V251H42ZM86 250V251H85ZM84 251V253L86 254L88 251H90V250H88L87 251V248L85 249ZM148 250V249H147ZM166 250V249H165ZM165 250H164V252H165ZM174 250V249H173ZM176 250V249H175ZM194 250V249H193ZM224 250V249H223ZM235 250V249H234ZM263 250V249H262ZM30 251H32V249H30ZM30 251L28 252L29 254H30ZM35 251V250H34ZM61 251V250H60ZM77 251V250H76ZM83 251V250H82ZM115 251V250H114ZM149 251H150V249H149ZM149 251L147 252V255H145L146 257L148 256V254H149ZM153 251V250H152ZM159 251V250H158ZM217 251V252H218ZM221 251H219V252H221ZM225 251V250H224ZM224 251H223V253H224ZM33 252V251H32ZM31 252V256H32V253ZM62 252V251H61ZM104 252V251H103ZM110 252H113V250L112 251H110ZM140 252V251H139ZM138 252V254H140ZM142 252V251H141ZM156 252V251H155ZM172 253H173V255L175 254V253H177L176 251H175V253L173 252V251H171ZM219 252L216 254V255H218L219 254ZM28 253H27V256L26 257H28L29 255H28ZM37 253V252H36ZM42 253V252H41ZM41 253H40V255H41ZM48 253H50V252H48ZM78 253V252H77ZM77 253H74V254H77ZM84 253H82L83 255H84ZM157 253V252H156ZM163 253V252H162ZM212 253H214V252H212ZM228 253V252H227ZM7 254V253H6ZM6 254H5V256H6ZM69 254H70V252H69ZM82 254H81V256H82ZM179 255H180V253H178ZM8 255V254H7ZM23 255V258L25 257ZM63 255V254H62ZM77 255H79V254H77ZM87 255V254H86ZM131 255H132V253H131ZM164 255V253L162 254V256ZM202 255V254H201ZM226 255V254H225ZM263 255V253H261V256ZM99 256V255H98ZM122 256V255H121ZM133 256V255H132ZM142 256H144V255H142ZM151 256V254L148 256V257H150ZM187 257H188V255H186ZM220 256V254L218 255V257ZM25 257V258H26ZM45 256H43V258H44ZM89 257H91L90 255L87 257V256H85V259L84 260H87V258H89ZM100 257H102V254L100 255ZM113 257H115L114 255H113ZM140 257V256H139ZM138 257V258H139ZM152 257V256H151ZM167 257H168V255H167ZM177 257V256H176ZM184 257V256H183ZM191 257V256H190ZM221 257V256H220ZM233 257V256H232ZM232 257H230V258H232ZM23 258H21L22 260H23ZM46 258H47V256H46ZM46 258H44V259H46ZM49 258V257H48ZM103 258V257H102ZM101 258V259H102ZM137 258V259H138ZM159 259H161L160 258V255H159V257H158ZM174 258V257H173ZM179 258H180V256H179ZM264 258V257H263ZM32 259H34V258H32ZM32 259H31V261H32ZM39 259V258H38ZM81 259H82V257H81ZM80 259V260H81ZM90 259V258H89ZM89 259H88V262H89ZM144 259V258H143ZM146 259V258H145ZM188 259H190V258H188ZM200 259V258H199ZM225 260H227V257H225L224 258ZM8 260H10V258L8 259ZM12 260V259H11ZM18 260V259H17ZM22 260H20V261H22ZM28 260H30L29 258H28ZM49 260V259H48ZM99 260V259H98ZM130 260H131V256H130ZM129 260V261H130ZM134 260V259H133ZM141 260V259H140ZM158 260V259H157ZM177 259H175V262H177L176 261ZM217 260H218V258H217ZM220 260V259H219ZM231 260V259H230ZM235 260V259H234ZM25 261V260H24ZM143 261V260H142ZM146 261V260H145ZM144 261V262H145ZM150 261V260H149ZM153 261V260H152ZM168 261H170V260H168ZM168 261H167V263H168ZM188 261V260H187ZM14 262H15V260H14ZM26 262V261H25ZM34 262V260L31 262V264H35V262ZM38 262H39V260H38ZM78 262V261H77ZM87 261H85V262H83L82 264H84V263H86ZM87 262V263H88ZM134 262V261H133ZM138 262H140V261H138ZM143 262V263H144ZM159 262H160V260H159ZM162 262V261H161ZM174 262V261H173ZM223 262V261H222ZM45 263V262H44ZM54 263V262H53ZM67 263H69L68 261H67ZM101 263V262H100ZM142 263V262H141ZM154 263V262H153ZM166 263V264H167ZM186 263H188V262H186ZM216 263V262H215ZM227 263V262H226ZM23 264H26V263H24L23 262ZM28 264H30V262L28 261ZM38 264V263H37ZM45 264H48V262L47 263H45ZM89 264V263H88ZM98 264V263H97ZM130 264V263H129ZM139 264V263H138ZM147 264H150V263H147ZM161 264V263H160ZM219 264V263H218Z\"/></svg>",
  "mask_w": 264,
  "mask_h": 264
},
{
  "label": "built area",
  "instance_id": "built-area-1",
  "mask_svg": "<svg viewBox=\"0 0 264 264\" xmlns=\"http://www.w3.org/2000/svg\"><path fill=\"white\" fill-rule=\"evenodd\" d=\"M12 29L11 17L4 12H0V36L8 35ZM11 72V56L8 51L0 49V79L6 78ZM20 87L7 83L6 81H0V91H13L18 90Z\"/></svg>",
  "mask_w": 264,
  "mask_h": 264
},
{
  "label": "water",
  "instance_id": "water-1",
  "mask_svg": "<svg viewBox=\"0 0 264 264\" xmlns=\"http://www.w3.org/2000/svg\"><path fill=\"white\" fill-rule=\"evenodd\" d=\"M197 193H199V192H197ZM199 194H201V193H199ZM201 195H203V194H201Z\"/></svg>",
  "mask_w": 264,
  "mask_h": 264
}]
</instances>
